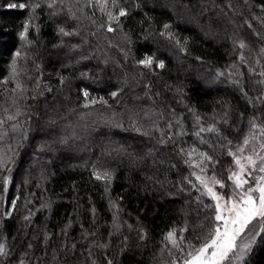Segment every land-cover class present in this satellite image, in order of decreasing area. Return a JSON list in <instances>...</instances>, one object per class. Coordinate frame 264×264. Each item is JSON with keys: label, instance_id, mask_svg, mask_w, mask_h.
<instances>
[{"label": "trees", "instance_id": "obj_1", "mask_svg": "<svg viewBox=\"0 0 264 264\" xmlns=\"http://www.w3.org/2000/svg\"><path fill=\"white\" fill-rule=\"evenodd\" d=\"M25 2L35 0H0V115H4L3 108L8 106L4 89L15 86L11 81L4 85L3 80L8 77L11 60L22 44L19 32L29 15L33 16L29 28V39L33 44L21 49L28 55L27 62L24 57L18 58L20 79L29 88L28 95L31 96L35 78L43 73L40 89L36 91L44 90L46 85L53 91H44L43 96L37 95L35 100L29 98L25 101L33 116L29 138L19 150L8 192L0 191L3 198L0 213L12 211L11 217L3 218V228L0 229V237L7 238L12 251L7 258L0 257V264H19L21 259L25 264L29 261L36 264L37 257L41 258V264H53L54 254L64 262L68 251L63 247L65 240L69 247L76 244V249L67 255V264H90L91 259H96L99 264L101 253L112 258L114 264H158L164 235L172 228L178 230L183 227L185 221L189 229L196 222L195 191L191 196L187 190L177 192L181 177L191 169L182 163V157L171 142L165 147L131 130L110 127L101 121L100 114L108 116L112 110L120 113L128 107L163 110L167 118L170 109L174 108L177 116L185 118L188 130V135L176 137L177 145L185 149L195 145L200 150L220 156L226 168L230 157L219 149L213 153L192 135V116L184 105L194 108L204 122L209 123L214 117L216 121L220 120L227 102L231 127L226 129L221 123L218 125L221 131L234 143L247 131L252 107L239 90L227 82L226 77L217 80L215 73L217 69L227 71L233 61L239 64V50L233 49L234 34L245 39L254 49L260 47L253 43V32L243 24V20L249 19L257 31L264 30V25L249 15L251 12L264 19V11L261 10L264 0H249L251 8L240 9L244 13L243 18L235 17L240 27L221 15L219 7H213V4L224 7L228 0H127L130 15L127 19L122 18L123 31L131 43L123 39L119 30L115 33L98 32L92 36L90 33L96 31L95 25L88 19H71L67 8L51 15L54 9L43 3L35 13L30 9L7 7L9 3ZM136 2L141 4L140 9L133 8ZM242 2L232 0L234 4ZM181 5H187L188 9ZM86 11L91 14V9ZM225 11L228 16L233 15L227 8ZM99 16L97 11L94 18ZM141 21H144L143 25ZM164 23L172 24V30L182 42L187 38L186 54L178 52L174 45L158 35ZM36 26L39 27V35L35 31ZM60 26L66 30L76 28L80 35L62 36L58 31ZM70 45L80 47L73 49ZM146 55H154V61L163 59L165 68L155 67V62L151 69L136 63ZM82 56L87 59H82ZM252 66L260 71L259 66L254 63ZM241 68L245 90L250 96L259 95L258 90H251L252 74L247 71V65ZM81 72L87 73V77H81ZM60 76L65 77V84L58 92ZM125 79L129 81L128 86H123ZM121 86L124 87L123 92L110 99L109 92ZM259 87L256 86L257 89ZM84 88L91 93L88 100L93 97L97 100L88 108L82 107L86 102L81 92ZM101 96L108 100L112 109L101 105ZM241 112L244 113L242 123ZM81 113L85 115L81 117ZM160 124L163 127L164 120ZM233 128H240L242 132L234 133ZM65 137L68 142L60 143ZM205 138L216 141V137L210 134H205ZM8 143L14 145L15 139L6 138L0 142V147ZM39 145H45L43 150L38 148ZM120 146L123 149L118 154L116 149ZM153 146L157 151L154 155H147ZM171 164L176 168H171ZM93 165L101 171L108 169L112 172L113 179L107 183V192L106 182L91 175ZM16 197L19 199L13 211L11 200ZM204 200L211 203L208 198ZM42 204H50V210L41 208ZM113 205H119V210ZM93 207L96 209L95 219L91 211ZM27 209L34 213L30 223L22 219L28 215ZM114 214L118 222L124 224L119 233L112 228ZM26 223L27 227H24ZM69 223L71 227L65 237L61 230ZM129 224L131 229L127 227ZM85 230L96 231L97 236L84 237L82 232ZM137 230L147 233L143 240L137 235ZM110 231L113 233L110 247H92L93 257L89 258L86 249L92 246V241L106 242ZM44 232L50 234L47 245ZM184 235L191 239L187 232ZM124 236L128 237L127 247L117 255ZM29 241L35 246L31 250L26 247ZM26 250L30 253L28 257L24 256ZM246 259L249 264H264V244L254 246Z\"/></svg>", "mask_w": 264, "mask_h": 264}, {"label": "snow or ice", "instance_id": "obj_2", "mask_svg": "<svg viewBox=\"0 0 264 264\" xmlns=\"http://www.w3.org/2000/svg\"><path fill=\"white\" fill-rule=\"evenodd\" d=\"M41 3L46 5L49 9H54L51 15H57L58 12L68 9L71 19H88L92 25H95L96 31L91 32L92 36H96L98 32L106 31L108 33H115L119 30L123 39L131 43L128 34L123 31V19H127L130 15L127 0H35V2L25 3H9L7 7L10 9H30L35 13L36 9L41 8ZM175 4L172 5L175 8ZM188 9L187 5H181ZM203 8V6H201ZM213 7H219L220 14L227 17L230 23L240 27L237 24L236 16L243 18L244 13L240 11L241 8H251L249 0H243L242 4H234L232 0L220 7L213 4ZM134 9H140L141 4L136 2L133 5ZM225 8L230 10L233 15L228 16ZM75 9V11H73ZM91 9V14L88 13ZM261 10L264 11V5H261ZM100 16L96 17V12ZM77 12L80 15H77ZM147 17V13H144ZM249 15L254 19L259 20L261 25H264V19L256 17L254 13L249 12ZM33 16L29 17L23 22L22 30L19 32V38L22 41L20 49H17L9 65L10 72L7 78H4L3 83L7 85L10 81L15 84L11 89H4V99L7 107L3 108L4 115H0V142L7 139H15V144L8 143L4 147H0V191L8 192L9 185L12 183V172L15 167L16 160L19 156V150L24 146L29 138L31 130L32 114L28 111L29 105L25 103L29 98L36 99L37 95L43 96L44 91L52 92L50 86H45L42 91L40 89V79L43 73L35 78V89L31 90L32 95L29 96V88L20 79V69L18 67V58L24 57L27 62V51H21L31 47L33 41L29 39V28L32 25ZM142 25L144 21L140 22ZM150 23V18H149ZM243 24L248 29L252 30L255 40L253 43H258L260 47L254 49L252 45L245 39L240 38L234 34L232 40L233 49L239 50L238 60L239 64L233 61L227 71L216 70L215 78L218 80L221 77H226L227 82L235 86L240 95L247 101V104L252 107L253 114L248 116L247 131L243 132L241 138L234 143L229 139L224 132L221 131L219 124H223L227 128L229 125V109L230 105L225 102V111L220 117L219 121L213 118V122L205 123L201 115L197 113L194 108L188 107L187 111L192 116V135L197 137L202 145H207L213 153L219 149L222 154H226L231 158L228 166L225 168L220 156H214L209 151L198 149L195 145L185 149L177 145L176 137H184L188 135L187 127L184 123L183 116H177L174 108L170 109L167 118L163 110H136L135 108L125 107L123 112L117 113L112 110L110 115L105 116L100 114V119L103 123L110 127L120 128L124 131L131 130L150 140H155L157 144L167 146L170 142L174 146L177 154L182 157V163L187 165L191 171L187 175L181 177L177 192L188 191L191 196L194 190L196 195L194 197L197 205V219L191 229L187 226V221L183 227L172 228L169 230L161 240L162 247L159 249L160 258L158 264H249L246 259L253 251L254 246L264 244V30L257 31L253 28V23L249 19H244ZM37 35H39V27H35ZM59 34L62 36H79L80 33L76 28L66 30L60 26ZM158 35L163 37L167 42L174 45L178 52L187 53V38L182 42L172 30L171 23H164ZM63 43V41H61ZM109 44L111 41L108 42ZM71 48H78L80 45H70ZM247 52V55H246ZM87 59V57H81ZM200 60V57H196ZM155 62V67L160 69L165 68V61L163 59H155L154 55H146L143 59L137 60L136 63L143 65L145 68L151 69ZM253 63L260 67L257 72L253 67ZM247 65V71L252 74L251 90H258L259 95L250 96L249 92L245 90L241 66ZM39 66H37L38 68ZM81 77H87V73H80ZM258 77V78H257ZM29 80L32 77H28ZM135 80V78H133ZM60 86L57 91H62L65 84V77H59ZM129 81L124 80L123 86H128ZM260 87L257 89L256 86ZM117 87L115 91L109 92V98H116L124 87ZM182 91V90H181ZM82 95L86 98V102L82 105L88 108L89 104H96L95 97L88 100L91 93L87 88L81 89ZM10 93V94H9ZM147 96V91L145 92ZM159 95V93H157ZM137 99H139L137 97ZM101 105L106 106L107 109H112V105L104 97H99ZM118 103V101H116ZM141 113H143L141 115ZM85 114L81 113V117ZM23 117V119H21ZM240 121L243 122L244 113H239ZM164 120V126L161 127L160 121ZM127 121V127H125ZM54 123V121H51ZM234 133L240 134V128H233ZM12 134L11 137L9 134ZM158 133V135H157ZM205 134H210L216 137L213 142L205 138ZM67 138H61L60 143L66 144ZM45 145H39L38 148L43 150ZM123 146L116 149L119 154ZM157 149L155 146L148 149L147 155H154ZM217 165H220L218 168ZM171 168H176L175 164L170 165ZM210 172V174H209ZM91 175L96 180L106 182L105 192L108 191L107 183L113 179V174L108 169L99 170L95 165L92 167ZM194 178V179H193ZM24 183H27L25 180ZM219 189V190H218ZM204 198L210 199L211 203H205ZM19 197L11 200V209L13 211L17 208V200ZM3 198L0 197V203ZM186 203L188 201H185ZM111 203V201H110ZM119 210V205H113ZM49 208L50 204H42L41 208ZM28 215L22 219L28 223L31 222V217L34 215L31 209H27ZM93 219H95L96 209H91ZM12 211H4L0 213V229L3 228V218L11 217ZM27 227V223L24 225ZM71 227V223L65 225L61 230L63 235L67 237V229ZM124 227V224L118 222L117 216L113 215L112 228L119 233ZM129 229L132 225H127ZM83 229V225H81ZM188 233L191 239L185 237L184 233ZM113 233H108V240L100 242L98 239L92 241V246L86 249L88 257H93L92 247L98 249H108L111 243V236ZM137 235L140 239H144L147 235L142 230H137ZM82 236L96 237V231H83ZM50 234L44 232V243L47 245ZM15 239V238H14ZM35 239V236L33 237ZM128 237L124 236L121 246L117 250V255L122 253L127 247ZM28 250L33 249L34 244L29 241L26 245ZM63 247L67 249L65 253V261L60 262L58 257L54 254L52 257L53 264H67V255L76 249V244L72 243L69 247L67 241L63 243ZM12 248L9 246L6 237H0V257L7 258L10 255ZM29 251H24V256L28 257ZM44 255H47L45 250ZM102 259L99 264H114L112 258H108L106 254L101 253ZM19 264H25L21 259ZM29 264H32L29 261ZM36 264H41V258H36ZM90 264H98L96 259H91Z\"/></svg>", "mask_w": 264, "mask_h": 264}, {"label": "rangeland", "instance_id": "obj_3", "mask_svg": "<svg viewBox=\"0 0 264 264\" xmlns=\"http://www.w3.org/2000/svg\"><path fill=\"white\" fill-rule=\"evenodd\" d=\"M200 80H201V78H200ZM7 199H8V194H7V196H5V203H6Z\"/></svg>", "mask_w": 264, "mask_h": 264}]
</instances>
